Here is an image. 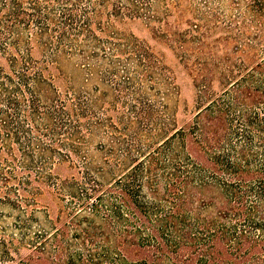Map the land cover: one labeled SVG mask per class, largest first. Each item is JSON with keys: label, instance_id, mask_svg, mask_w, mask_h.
Returning <instances> with one entry per match:
<instances>
[{"label": "trees", "instance_id": "trees-1", "mask_svg": "<svg viewBox=\"0 0 264 264\" xmlns=\"http://www.w3.org/2000/svg\"><path fill=\"white\" fill-rule=\"evenodd\" d=\"M0 264H264V0H0Z\"/></svg>", "mask_w": 264, "mask_h": 264}, {"label": "rangeland", "instance_id": "rangeland-1", "mask_svg": "<svg viewBox=\"0 0 264 264\" xmlns=\"http://www.w3.org/2000/svg\"><path fill=\"white\" fill-rule=\"evenodd\" d=\"M129 29L140 39H144L148 41L150 44H153L157 47V49H160L164 51L167 55V63L168 65L173 68V71L175 73L176 83L180 90V99L181 103L183 105H187L188 110L190 111L192 107V100L194 97V88L192 86V82L190 77L185 73V71L182 69V67L172 58V56L169 54V52L161 45L157 44L155 41L151 39V36L147 29L142 25V23L138 21H134L129 24ZM188 114L182 111V107L180 109L178 117L182 119H187Z\"/></svg>", "mask_w": 264, "mask_h": 264}]
</instances>
